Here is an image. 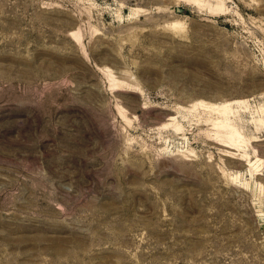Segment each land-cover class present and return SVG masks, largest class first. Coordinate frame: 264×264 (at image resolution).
Segmentation results:
<instances>
[{"label": "rangeland", "instance_id": "374dc122", "mask_svg": "<svg viewBox=\"0 0 264 264\" xmlns=\"http://www.w3.org/2000/svg\"><path fill=\"white\" fill-rule=\"evenodd\" d=\"M203 1L0 0V264H264V0Z\"/></svg>", "mask_w": 264, "mask_h": 264}, {"label": "bare ground", "instance_id": "6f19581e", "mask_svg": "<svg viewBox=\"0 0 264 264\" xmlns=\"http://www.w3.org/2000/svg\"><path fill=\"white\" fill-rule=\"evenodd\" d=\"M195 1L198 2L199 5L201 1L204 4L203 0H195ZM209 2L211 4L212 9L222 10L225 1L209 0ZM111 76H113V74ZM112 82L114 83V85L116 84L117 86L126 83L125 80H116V79L115 80L112 79ZM240 103H242L241 100H233L221 104H214V103L211 104L203 100L199 102V105H201L200 108L203 107L205 112L209 114V118L207 120L209 121L210 125L212 126V129L215 132V139L217 140V142L223 146L235 150L234 152L237 154L239 151H242L241 148L245 142L244 133L237 125L233 123V120L237 115L236 112L233 110V106L238 105ZM196 109H197V104L187 108L186 110L187 112L192 113L195 112Z\"/></svg>", "mask_w": 264, "mask_h": 264}]
</instances>
